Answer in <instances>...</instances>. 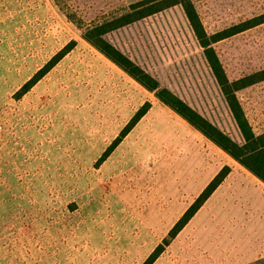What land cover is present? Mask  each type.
I'll return each mask as SVG.
<instances>
[{
  "label": "rangeland",
  "instance_id": "obj_1",
  "mask_svg": "<svg viewBox=\"0 0 264 264\" xmlns=\"http://www.w3.org/2000/svg\"><path fill=\"white\" fill-rule=\"evenodd\" d=\"M139 1L0 0V264H144L166 241L153 264H264V183L83 36ZM195 6L209 35L264 18V0ZM106 39L243 142L180 6ZM213 47L230 80L260 71L264 23ZM237 96L253 132L264 133V81ZM226 168L220 186L170 239Z\"/></svg>",
  "mask_w": 264,
  "mask_h": 264
},
{
  "label": "trees",
  "instance_id": "obj_2",
  "mask_svg": "<svg viewBox=\"0 0 264 264\" xmlns=\"http://www.w3.org/2000/svg\"><path fill=\"white\" fill-rule=\"evenodd\" d=\"M175 6H180L183 9L198 43L204 51L208 66L211 69L226 103L242 133V143L235 142L231 137L214 126L177 95L169 89L162 87L157 79L139 67L106 39V36L113 31L129 26ZM262 23H264V18H254L243 23L239 28L229 29L215 35H209L205 30L203 22L196 9L195 0H141L131 4L123 14L86 27L83 36L87 42L125 71L131 78L137 81L149 92L154 93L161 103L181 116L192 127L225 151L235 161L264 183V133L256 135L253 132L237 96L238 92L263 82L264 69L245 75L236 80H230L213 47L214 44L221 40L254 28ZM65 54L66 50L59 53L45 66L44 69L40 70L34 78L23 87L22 91L25 93L35 86L37 82L65 56ZM148 109L149 107L144 108L136 115L125 129L122 137H125L134 128V126L146 114ZM120 142L121 139L116 141V145ZM228 173L229 168H226L206 187L196 202L171 230L170 239H174L183 230L203 204L220 186ZM167 243L169 244V241H166L164 245L158 246L144 264H153L164 252Z\"/></svg>",
  "mask_w": 264,
  "mask_h": 264
}]
</instances>
